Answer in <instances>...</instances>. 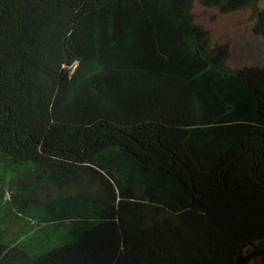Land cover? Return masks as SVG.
<instances>
[{
	"label": "trees",
	"instance_id": "1",
	"mask_svg": "<svg viewBox=\"0 0 264 264\" xmlns=\"http://www.w3.org/2000/svg\"><path fill=\"white\" fill-rule=\"evenodd\" d=\"M261 1L0 0V264L264 250V66H231L193 12L264 37Z\"/></svg>",
	"mask_w": 264,
	"mask_h": 264
},
{
	"label": "rangeland",
	"instance_id": "2",
	"mask_svg": "<svg viewBox=\"0 0 264 264\" xmlns=\"http://www.w3.org/2000/svg\"><path fill=\"white\" fill-rule=\"evenodd\" d=\"M261 2L264 8V0ZM193 12L196 21L211 32L214 43H230L231 66L236 68L264 66V37L254 33L253 20L248 11L220 13L217 8H208L197 2ZM21 227L22 223L18 220L5 227L6 237H14ZM33 238L25 240L29 252L45 248L46 240L41 234H33ZM53 240L52 243L57 240V237L54 236Z\"/></svg>",
	"mask_w": 264,
	"mask_h": 264
},
{
	"label": "water",
	"instance_id": "3",
	"mask_svg": "<svg viewBox=\"0 0 264 264\" xmlns=\"http://www.w3.org/2000/svg\"><path fill=\"white\" fill-rule=\"evenodd\" d=\"M253 247L254 250L248 254L245 253L244 249L241 250L237 259L238 264H253L255 259L264 257V250L262 248H258L255 245Z\"/></svg>",
	"mask_w": 264,
	"mask_h": 264
}]
</instances>
